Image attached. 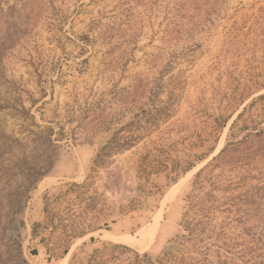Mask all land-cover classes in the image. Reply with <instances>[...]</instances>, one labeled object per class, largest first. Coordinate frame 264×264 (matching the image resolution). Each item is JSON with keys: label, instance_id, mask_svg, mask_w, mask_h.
Returning a JSON list of instances; mask_svg holds the SVG:
<instances>
[{"label": "rangeland", "instance_id": "rangeland-1", "mask_svg": "<svg viewBox=\"0 0 264 264\" xmlns=\"http://www.w3.org/2000/svg\"><path fill=\"white\" fill-rule=\"evenodd\" d=\"M183 258L264 264V0H0V264Z\"/></svg>", "mask_w": 264, "mask_h": 264}, {"label": "trees", "instance_id": "trees-1", "mask_svg": "<svg viewBox=\"0 0 264 264\" xmlns=\"http://www.w3.org/2000/svg\"><path fill=\"white\" fill-rule=\"evenodd\" d=\"M201 174L202 173H199V175H198V178H199V176H201ZM261 237H263V236H261ZM259 239H262V238H259ZM260 241V240H259ZM254 251L253 249H250V251ZM93 258H95V256L93 257ZM195 261L193 260V259H190V260H188V259H180V261H178V262H175V264H197V263H194ZM205 262V261H204ZM200 263V262H199Z\"/></svg>", "mask_w": 264, "mask_h": 264}, {"label": "bare ground", "instance_id": "bare-ground-1", "mask_svg": "<svg viewBox=\"0 0 264 264\" xmlns=\"http://www.w3.org/2000/svg\"><path fill=\"white\" fill-rule=\"evenodd\" d=\"M174 195L175 193L173 192L172 195L169 197V200H171L174 197ZM152 232H153V229L143 234L144 243L150 239Z\"/></svg>", "mask_w": 264, "mask_h": 264}]
</instances>
